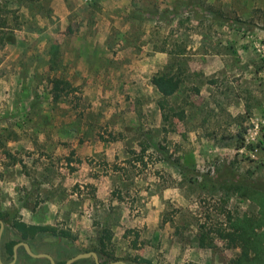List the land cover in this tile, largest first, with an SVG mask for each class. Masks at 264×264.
I'll return each instance as SVG.
<instances>
[{
	"label": "rangeland",
	"instance_id": "obj_1",
	"mask_svg": "<svg viewBox=\"0 0 264 264\" xmlns=\"http://www.w3.org/2000/svg\"><path fill=\"white\" fill-rule=\"evenodd\" d=\"M263 25L264 0H0V212L67 233L19 242L56 264L107 229L100 264H233L200 225L255 215L234 188L264 190ZM163 73L182 81L167 119Z\"/></svg>",
	"mask_w": 264,
	"mask_h": 264
},
{
	"label": "trees",
	"instance_id": "obj_2",
	"mask_svg": "<svg viewBox=\"0 0 264 264\" xmlns=\"http://www.w3.org/2000/svg\"><path fill=\"white\" fill-rule=\"evenodd\" d=\"M198 6V5H197ZM210 9H208L209 11ZM211 12H213L211 10ZM215 14L218 16H223L220 10L216 11ZM234 19V21H239L238 17H229ZM229 19L228 21H230ZM264 26V25H263ZM58 45L53 44L51 47V56L58 54ZM52 60L54 62L55 59ZM181 79L176 75L170 73H163L154 75L151 78L152 86L158 91L162 96L159 101V107L162 110L163 118L167 119L165 114L166 105H168L167 99L174 96L181 84ZM52 90L55 93H70L75 91L71 83L67 80L60 78H53L51 81ZM179 119L183 118V112L177 113ZM235 193L245 198L246 200L252 202L256 208L257 212L255 215H235L227 212L224 214V220L217 227L212 230L206 229L205 225H200V246H210L212 245V239H208L210 234L223 242H225L228 248L239 249V255L233 260V264H264V190L249 188L245 185H238L234 188ZM0 220L4 225L10 226L16 233H18L19 239L17 240H5L4 235L1 240V259L2 262L6 263L8 260L12 259L13 247L19 243L20 240H31L37 236H42L46 234H51L56 236V239H62L67 241V233L60 232L57 233L56 229L49 226H39V225H29L20 220L9 218L6 214L0 212ZM112 233L105 229L102 231V235L98 238L97 246L92 250L96 254L104 252L106 249L107 242H110ZM209 240L208 244L205 245L206 241ZM6 256V257H5ZM25 257H30L25 253ZM46 261V260H45ZM147 264L148 261H142ZM65 262H57L56 264H64ZM128 264H131L127 262ZM102 264H106L105 262Z\"/></svg>",
	"mask_w": 264,
	"mask_h": 264
},
{
	"label": "water",
	"instance_id": "obj_3",
	"mask_svg": "<svg viewBox=\"0 0 264 264\" xmlns=\"http://www.w3.org/2000/svg\"><path fill=\"white\" fill-rule=\"evenodd\" d=\"M3 230H4V224L3 222L0 220V245H1V239H2V234H3ZM19 247H23L24 250L26 251V253L33 257V258H46L48 259L50 264H55L54 260L47 254H34L27 243L25 242H19L17 243L14 247H13V259L9 264H14V262L16 261L17 258V248ZM88 257H92L94 259L95 264H100L97 258V255L94 252H88V253H82V254H78L76 256H74L73 258L67 260L65 262V264H72L73 262L79 260V259H83V258H88ZM0 264H3L1 262V257H0ZM108 264H126L123 261H116V262H111Z\"/></svg>",
	"mask_w": 264,
	"mask_h": 264
},
{
	"label": "flooded vegetation",
	"instance_id": "obj_4",
	"mask_svg": "<svg viewBox=\"0 0 264 264\" xmlns=\"http://www.w3.org/2000/svg\"><path fill=\"white\" fill-rule=\"evenodd\" d=\"M1 246V245H0ZM12 258H13V256H12ZM66 262V261H65ZM65 264V263H64Z\"/></svg>",
	"mask_w": 264,
	"mask_h": 264
}]
</instances>
